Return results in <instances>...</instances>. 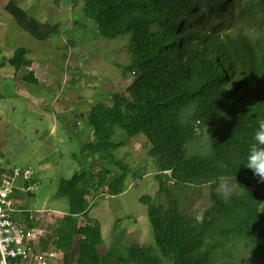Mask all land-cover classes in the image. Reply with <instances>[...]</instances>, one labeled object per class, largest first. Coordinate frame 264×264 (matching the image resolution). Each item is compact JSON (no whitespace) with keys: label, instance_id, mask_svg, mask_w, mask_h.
<instances>
[{"label":"trees","instance_id":"16d2710c","mask_svg":"<svg viewBox=\"0 0 264 264\" xmlns=\"http://www.w3.org/2000/svg\"><path fill=\"white\" fill-rule=\"evenodd\" d=\"M71 2L82 4L83 21L104 39L129 35L131 61L117 67L131 84L126 95L110 93V107L101 101L91 106L92 141L81 149L93 162L118 166L117 178L107 181L112 171L102 166L94 174L93 166L61 182L58 196L68 200L69 216L62 218L53 245L63 251V264H69L76 238L75 264H107L112 257L96 252L103 240L99 225L87 219L85 197L92 188L111 198L124 192L131 169L113 159L115 147H123L113 143L117 131L145 138L154 179L169 200L162 206L148 196L140 199L154 247L132 246L124 258L114 259L120 264H236L235 247L243 244L252 264H264V182L245 167L257 122L264 119V0H245L236 17L242 24L222 34L204 29L210 24L207 17L220 18L236 0ZM38 26L36 35L44 43L49 37ZM13 54L5 63L15 72L31 65L27 49ZM24 81L38 85L32 74ZM222 182L235 184L224 199L218 190ZM168 183L179 193L209 187L211 204L200 219L182 211L165 188ZM78 216L86 226L78 224Z\"/></svg>","mask_w":264,"mask_h":264},{"label":"rangeland","instance_id":"374dc122","mask_svg":"<svg viewBox=\"0 0 264 264\" xmlns=\"http://www.w3.org/2000/svg\"><path fill=\"white\" fill-rule=\"evenodd\" d=\"M244 1L236 0L220 18L209 15L210 24L204 29L222 34L242 24L236 17ZM3 8L11 13L16 10L20 16L11 17ZM81 9V3L73 5L71 0H0V167L30 168L35 174L27 184H22L23 190L17 188L13 192L5 207L6 214L0 217V264H63V251L53 245L62 218L69 216L68 200L58 196L61 182L93 166L94 174L102 166L112 171L106 176L107 181L118 176V166L97 159L93 162L86 153L81 154V149L92 141L87 125L91 106L101 101L110 107L113 91L126 95L130 81L122 79L117 66L131 61L129 35L104 39L90 21H83ZM37 25L39 33L49 37L44 43L36 35ZM18 48L29 51L31 65L15 72L5 62ZM29 74L38 85L24 81ZM61 100L64 101L59 105ZM80 106L81 112L72 119ZM57 112L63 114L56 115ZM65 118H78L72 137L62 121ZM120 132H116L113 143L116 146L121 142L123 147H115L112 155L114 161L131 169L123 183L124 192L111 198L103 189L96 192L92 188L85 197L87 219L99 225L103 240L96 252L99 256H112L107 264H120L113 257L124 258L122 255L132 246L154 247L147 209L140 199L148 196L162 206H167L169 200L154 179L156 169L147 158L145 138L123 137ZM227 184L229 189L219 192L223 199L235 187L233 183ZM172 186L168 183L165 187L170 197L178 199L184 213L200 219L211 204L209 187L192 186L188 192L179 193ZM31 187L36 190L31 191ZM76 219L79 225L85 224L82 217ZM75 242L69 264L76 262ZM235 248L236 264L253 263L248 248L244 249L243 244Z\"/></svg>","mask_w":264,"mask_h":264},{"label":"clouds","instance_id":"9594fccd","mask_svg":"<svg viewBox=\"0 0 264 264\" xmlns=\"http://www.w3.org/2000/svg\"><path fill=\"white\" fill-rule=\"evenodd\" d=\"M252 139L254 142L251 143L248 148L245 167L251 170L253 174L259 178V182H264V119L257 122V127ZM229 187L230 185H228L227 182H222L218 190L224 191L229 189Z\"/></svg>","mask_w":264,"mask_h":264},{"label":"built area","instance_id":"2783aa9c","mask_svg":"<svg viewBox=\"0 0 264 264\" xmlns=\"http://www.w3.org/2000/svg\"><path fill=\"white\" fill-rule=\"evenodd\" d=\"M34 175L35 174L30 170V168L25 170H9L8 168H4V170L0 172V217L6 214L5 207L7 206L8 199L13 192L17 188L23 190L22 184H27L30 178ZM33 190H36V188L31 187V191ZM16 242H21V238H18Z\"/></svg>","mask_w":264,"mask_h":264},{"label":"crops","instance_id":"0c3cea01","mask_svg":"<svg viewBox=\"0 0 264 264\" xmlns=\"http://www.w3.org/2000/svg\"><path fill=\"white\" fill-rule=\"evenodd\" d=\"M4 9V11L7 13L8 11H7V8H3ZM8 14V13H7ZM9 15V14H8ZM10 16V15H9ZM92 24V23H91ZM122 79H124L125 81H128L129 79H126V78H124V77H122ZM68 96V95H67ZM66 96V97H67ZM66 97H65V99H66ZM64 100H61V102L59 103V105L63 102ZM81 106L76 110V112H75V114H73V116H72V119L76 116V115H78L80 112H81ZM63 114V112H61V113H58L57 112V114L56 115H62ZM72 119L71 120H67L66 118H65V120H62L65 124H64V126H65V128H66V131H69V130H72L73 131V133H74V130H73V127L72 126H70V123L72 122ZM68 134H69V132H68ZM70 137H72V135H69Z\"/></svg>","mask_w":264,"mask_h":264}]
</instances>
